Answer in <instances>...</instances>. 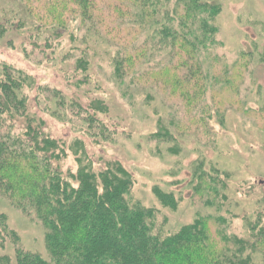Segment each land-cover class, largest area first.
I'll return each instance as SVG.
<instances>
[{
  "label": "trees",
  "instance_id": "trees-1",
  "mask_svg": "<svg viewBox=\"0 0 264 264\" xmlns=\"http://www.w3.org/2000/svg\"><path fill=\"white\" fill-rule=\"evenodd\" d=\"M220 11L216 0H0V45L17 50L27 65L38 66L56 55L61 47L56 41L73 26L77 33L65 35L73 44L64 57L72 73L82 76L76 89L38 85L26 67L0 61V195L42 224L46 245L45 255L26 250L3 216L0 249L6 253L0 264H252L245 252L264 233H248L247 239L222 236L213 229V215L203 214L173 233L157 234L150 222L154 213L127 199L134 180L121 161L99 153L97 165L90 143L52 136L46 119L69 123L71 130V124L83 121L88 127L80 132L94 144L97 136L109 135L110 126L99 118L110 114L109 106L99 98L85 106L81 99L92 62L102 50L124 97L144 94L146 100L161 92L174 100L176 111L183 103L174 127L208 123L218 88L217 83L211 88V70L200 61L217 45L214 22ZM207 60H213L212 54ZM210 92L211 106L206 104ZM231 105L230 100L224 108ZM224 116L218 113L223 126ZM110 125L116 127L112 120ZM206 132L213 137L211 129ZM178 133L184 135L182 129ZM153 136L160 143L176 137L166 123ZM69 154L75 171L63 166ZM195 170L193 179L206 171L203 163ZM153 190L163 206L179 201L159 186ZM210 190L217 203L227 198L218 180ZM193 191L204 198L195 187ZM204 203L216 207L205 198Z\"/></svg>",
  "mask_w": 264,
  "mask_h": 264
},
{
  "label": "rangeland",
  "instance_id": "rangeland-1",
  "mask_svg": "<svg viewBox=\"0 0 264 264\" xmlns=\"http://www.w3.org/2000/svg\"><path fill=\"white\" fill-rule=\"evenodd\" d=\"M216 1L221 8L214 22L217 45L213 51L205 53L204 61H200L205 69L211 70V88L214 83H219L215 92L216 110H212L208 123H195L185 130L181 128L183 125L174 127L182 118L183 103L176 111L174 100L161 92L153 93V97L146 100L144 94L124 97L112 80L111 68L102 50L92 62L89 82L83 87L85 93L81 99L85 106L91 98L102 99L109 106L110 114H99L105 126H110L109 135L97 136L98 144H94L89 134L80 132L88 127L83 121L71 124V130L69 123L46 117L52 136L66 141L79 137L90 143L89 152L95 156L97 165H100L99 153L104 158L121 161L134 180L128 201L154 213L150 222L161 236L175 232L203 214L213 215V229L221 230L222 236L247 239L248 233H264V0ZM23 15L28 17L26 13ZM75 33V27L70 26L65 35ZM65 35L56 41L61 43L56 55L39 61L38 66L27 65L17 50L6 45H0V61L18 62L26 67L38 85L49 83L60 89L70 85L76 89L75 83L82 76L72 73V67L64 57L68 46L73 44ZM208 54H212L215 63L207 60ZM68 76L71 77L67 79ZM211 93L206 102L209 106L214 104ZM230 100L231 107L225 109L224 104ZM220 111L225 113L224 126L218 121ZM111 120L116 123L114 129ZM162 123L169 124V130L176 136L175 142L160 143L153 136ZM180 129L184 135H179ZM209 129L213 137L206 132ZM110 137L112 140L108 139ZM199 163H203L206 171H200L193 179ZM63 164L64 168L76 169L71 154ZM213 170L221 174L217 176ZM201 175L206 182L197 180ZM217 180L227 196L219 203L210 190ZM227 181L229 186L225 185ZM154 186L173 192L179 201L174 207L163 206L155 196ZM194 187L208 205L216 206L214 210L207 207L204 198L194 195ZM259 211L262 222H259V216L256 218ZM3 216L26 250L45 255L42 224L12 207L0 195L2 227ZM218 240L222 245V238ZM4 253L6 251L0 249V256ZM245 254L251 255L252 264H264V238L257 246L250 243Z\"/></svg>",
  "mask_w": 264,
  "mask_h": 264
}]
</instances>
